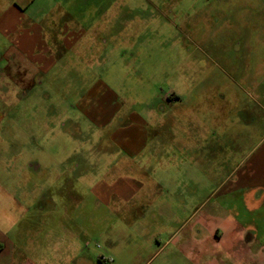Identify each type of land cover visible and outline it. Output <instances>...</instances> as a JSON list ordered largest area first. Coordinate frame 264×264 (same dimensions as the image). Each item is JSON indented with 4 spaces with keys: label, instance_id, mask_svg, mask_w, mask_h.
I'll use <instances>...</instances> for the list:
<instances>
[{
    "label": "rangeland",
    "instance_id": "374dc122",
    "mask_svg": "<svg viewBox=\"0 0 264 264\" xmlns=\"http://www.w3.org/2000/svg\"><path fill=\"white\" fill-rule=\"evenodd\" d=\"M4 14L3 263L216 264L208 219L261 227L264 201L246 215L218 186L264 145V0H0Z\"/></svg>",
    "mask_w": 264,
    "mask_h": 264
},
{
    "label": "crops",
    "instance_id": "0c3cea01",
    "mask_svg": "<svg viewBox=\"0 0 264 264\" xmlns=\"http://www.w3.org/2000/svg\"><path fill=\"white\" fill-rule=\"evenodd\" d=\"M13 8L10 10L11 13ZM20 10L21 9L18 8L17 11L19 12ZM25 10L26 6L23 5L22 11ZM6 17L5 14L3 17H0V31H5L7 34L8 32L14 31V23L12 19L8 20ZM30 29V26L25 28L23 34L19 37L23 45L29 46L32 43L33 36L25 32H29ZM25 34L28 37H25ZM26 49L27 47L23 52H25ZM0 62L4 63V66L0 69V76L3 78V80H0V132H6V120L11 113L7 110V96L10 94L12 95L13 91H8V80L5 78H12L11 74L7 72V66H9L10 62L14 61L9 58L1 57ZM38 62L43 61L39 59ZM12 69L13 68H11V70ZM28 77L29 75H27V78ZM17 86L19 88L20 84L18 83ZM141 130V135H143V128ZM132 137L133 136L129 134L124 136L123 147L127 146L129 148V146L132 145ZM248 160L245 166L242 165L235 173L226 176L218 186L219 190L225 188L226 192H228L227 195L230 196L228 199L229 202H238L237 204L240 205L241 201L245 202L247 209L243 208V211L245 210L248 212L246 215L250 213L248 210L251 211V209H256L264 201V145L260 147L257 153L252 154ZM229 204L232 205L231 203ZM236 217L238 219H208L207 221L212 225L211 228H208L210 229V237L212 236L219 246L218 252L215 251V255L218 259H221V261L216 264H264V219L260 220L261 227L259 228V226H257L259 221L257 220L254 224L253 220L243 219L240 214ZM189 234H191L190 231L187 235ZM254 247L257 248L255 253H253L252 250ZM5 248L6 246L0 241V255L6 252L4 251ZM5 256V263H3L2 257L0 258V264H11L7 262L8 256ZM222 256H225V258ZM222 260L224 261L222 262Z\"/></svg>",
    "mask_w": 264,
    "mask_h": 264
}]
</instances>
